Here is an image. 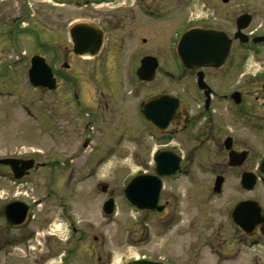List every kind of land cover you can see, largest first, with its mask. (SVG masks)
<instances>
[{
    "label": "flooded vegetation",
    "instance_id": "af4514ba",
    "mask_svg": "<svg viewBox=\"0 0 264 264\" xmlns=\"http://www.w3.org/2000/svg\"><path fill=\"white\" fill-rule=\"evenodd\" d=\"M37 1L40 0H34V2ZM73 1L82 2L79 7L81 18L74 22L61 21L62 26L56 24V28H63L62 32L43 31V36L50 37L49 45H47L44 41L41 44L38 40L41 35L39 30H42V27L39 13L36 14L35 11H38L39 4H35L33 8L29 0H0V10L2 6L5 10L0 11V35L3 42L19 45V40L25 34L32 32L36 40L33 42L38 47L65 51L63 55L48 60L56 80V88L49 91L45 89L38 91L51 95L53 99L54 110L51 111V125L48 126L56 134L50 142L49 160L36 159L40 155L34 154L33 168L26 177L20 180H14L8 165L0 164V218L3 224L7 225L6 231H9L11 227L4 221V206L14 200L24 201L19 196L25 189L24 181L38 169L42 170V174L48 175L49 173L51 176L49 182H53L55 186L60 184L62 178H65V181L69 179L68 183H70L73 177H98L105 163L126 158L127 144H132L133 149L129 154L131 158L143 159L139 147L144 146L147 149L154 135L162 143L159 148L148 151L149 157L152 158L155 150L173 153L180 157L182 171L185 153L180 149L183 142H177L176 138L184 140L186 137L193 142V138L198 139L202 136L199 141L206 142L209 139L207 134L212 133L211 126L208 125L218 124L217 122L223 120L225 122L229 116L233 115V111L241 119H254L253 124L260 126V132L264 136V79H262L264 75H255L257 82L263 81L255 90L248 91L244 89V84L248 81L245 79L246 73L234 72L232 68V54L237 46H244L248 50L249 48H264V40L254 42L255 38L264 36V31L245 32L252 22L251 13L241 12L250 14V21L241 31L246 40L240 42L238 38H234L235 29L232 32L198 21L193 22L191 19L185 21L184 0H55L51 5L65 9ZM229 1L222 2L228 3ZM65 13H67L66 10ZM5 15L12 18L9 19V24H5ZM30 17L33 18L32 27H29L28 23L24 24V20ZM74 23L82 24L80 26L84 29V34L89 37L83 52L87 55L92 54V56H78L73 52L72 38L76 37L77 33L70 31ZM196 27L221 29L231 40V50L221 66L184 68L178 50L179 36L186 29ZM5 38L7 41H4ZM62 57L68 58L70 62H64ZM60 58L66 72L65 75L54 65ZM142 61L146 63L148 70L150 65H154L150 80H143L138 76ZM64 64L67 67H64ZM5 65L7 71L16 78L23 77L24 70L30 66L29 63H20L19 60L7 62ZM140 72L142 73L141 70ZM234 74L240 77L235 84L232 82ZM62 86L65 89H61ZM155 96H159L155 103L159 111L153 114L150 106H147L144 108L145 112H142L140 104ZM57 97L63 100V107L55 113ZM58 117L62 119L63 124L57 122ZM132 125H144V129L139 128L135 131ZM151 125H163L159 128L161 132H157ZM196 125H202V128L195 129ZM62 135H65V138L61 137ZM227 137L231 136L226 134L223 141ZM196 145L198 146L197 143ZM219 148H224L227 156L229 150L245 151L247 155L241 164V166L245 164V168L241 173L253 172L259 177L257 167L264 152L259 155L256 163L252 162L255 155L249 146L233 148L232 137L229 150L225 148L223 142L222 145L219 144ZM195 149H197L196 146L193 148L191 146L190 152L193 153ZM37 153L42 154L39 151ZM9 157L31 158L15 152L0 156V158ZM20 165L21 163H18L16 168ZM218 175L221 174L215 176ZM100 184L101 181L96 182L98 188ZM9 186L16 189L17 197H14V192L10 194ZM103 194H107V198H114L113 190L108 186ZM39 199L34 198L33 201L24 202L34 205ZM160 204L166 210L167 218L170 214V202L163 200V192ZM262 207L264 209V204ZM148 215L154 217L151 213ZM69 219L71 220L69 222L70 231L75 233L80 230V234L75 239L76 249H82L81 246L84 245L86 249L83 250H88L93 255L96 253L94 248L103 247V239L99 240L97 234L86 228L93 227L92 224L88 225L87 221L84 225H80L85 227L81 229L75 226L78 221L70 217ZM25 225L18 227V230L21 231ZM235 229L239 232L236 241L241 247L246 246L247 240L245 239L249 236L237 227ZM50 235L43 239L44 251L41 256L53 249L49 244ZM217 235L216 233L212 237L213 241ZM253 235L256 237L254 239H263L264 226L257 228ZM27 236L29 237L27 241L36 242L33 231L26 236L20 234L21 239ZM9 239L12 241L10 237ZM71 241L72 238L69 235L61 244L67 247ZM4 242L7 244L9 240ZM224 242L226 238L219 243L220 249L224 247ZM36 243L40 244L39 241ZM75 243L72 244L73 247ZM215 253L220 254V251L217 250ZM96 257L99 261L100 257L97 253Z\"/></svg>",
    "mask_w": 264,
    "mask_h": 264
},
{
    "label": "rangeland",
    "instance_id": "374dc122",
    "mask_svg": "<svg viewBox=\"0 0 264 264\" xmlns=\"http://www.w3.org/2000/svg\"><path fill=\"white\" fill-rule=\"evenodd\" d=\"M52 1L55 2V0L37 2L29 0L33 8L35 4H39V9L35 12L39 13L42 27V30H39L41 35L38 39L41 44L44 41L49 45L50 40L49 36H43V31L62 32L63 28H56V24L62 26L61 21L74 22L81 18L79 2L67 5L64 9V7L51 5ZM104 8L107 9V7ZM0 11H5L3 6ZM243 11H248L253 16L245 32L264 31V0H230L228 3H223L221 0H184L185 21L191 19L193 22L198 21L232 32L235 29V17ZM57 13L60 14L57 15ZM9 19L12 18L5 15V24H9ZM26 23L32 27L33 18L24 20L25 25ZM29 34L31 36L25 34L19 40V45L6 44L0 35V156L15 152L34 157L33 154H37L35 151L38 150L42 154H39L40 156L36 159L49 160L50 142L56 134L48 126L51 125V111L54 110L53 99L51 95L42 94L38 92L39 90L33 89L27 83L26 77H13L7 71L5 64L14 60L25 63L33 53L37 54V51L44 53L47 60L57 58L65 51L63 49L53 50L54 56H52L51 50L49 51L47 47H38L33 42L36 41L33 33ZM4 41L7 39L5 38ZM62 59L64 62H70L68 58L62 57ZM232 63L234 72L246 73L245 79L248 81L244 84L245 90H255L263 81L257 82L254 76L264 75V48H249L248 50L244 46H237L232 54ZM54 65L65 75L61 58ZM237 79H240L239 75L234 74L233 84ZM188 81L186 78V82ZM61 89L65 87L62 86ZM55 104H57L56 113L63 107V100L57 97ZM252 116L256 117L255 114ZM253 121L252 118L241 119L233 111V115L229 116L225 122L223 120L217 122L218 124L208 125L211 126L212 133L207 134L209 139L206 142L199 141L202 136L198 139L193 138V142L186 137L184 140L176 138L177 142H183L180 149L185 153V159L179 174L163 179V200L170 202V214L163 220H157L147 212L137 211L130 207L123 196V188L131 177L137 173L152 172L154 164L148 151L159 148L162 143L154 135L147 149L144 146L139 147L143 159L131 158L129 154L133 149L132 144H127L126 158L105 163L98 177L89 176L86 180L83 177H73L70 183H68L69 179L65 181V178H62L60 184L55 186L53 182H48L51 180L49 173L47 176L46 173L42 174L41 169H38L24 181L23 187L29 191L24 197L27 200L41 197L47 192L46 187L54 191L55 198L51 194V198L42 203V206L35 208V218L30 222V227L34 226L52 234L49 244L53 249L41 256V251H44L43 245L32 241L33 250L29 256L31 258L24 257L15 250L16 253L10 258L11 263L9 264H126L140 257H158L169 260L173 264H262L264 239L260 241V245L248 250L241 247L236 241L239 232L230 222V211L234 203L240 199H253L264 204V183L258 181L252 191L247 192L241 189L239 180L245 164L237 168L229 167L225 149L219 148L224 136L230 135L233 148L248 145L255 155L251 161L256 163L259 155L264 152V136L260 132V126L253 124ZM57 122L64 123L59 117ZM143 126L132 125L135 131L139 128L144 129ZM197 128L201 129L202 125H196L195 129ZM65 135L61 137L65 138ZM191 146L192 148L197 147L193 153L190 152ZM216 174L224 177L219 194L212 191ZM98 181L107 184L114 194L115 214L106 218L101 215L100 209L107 194L103 196L100 193V189L96 186ZM9 191L11 194L16 192V189L9 186ZM57 201L67 203L64 214L65 216L71 214L72 219L78 221L77 227L85 228L80 225L88 221V225L92 224L93 227L86 228L97 234L99 240L103 239V247L94 248L100 257L99 261H97L96 253L91 255L88 250L84 251L86 249L84 245L81 246L82 249L79 248L78 251L70 254L66 260L60 257L64 249L72 248V244L67 248L61 244L67 238L68 232L61 222V216L59 217L62 211L57 208L59 204ZM2 222L0 218V228L5 225ZM5 228L7 229V225ZM16 231L13 230V237H17L18 232ZM216 233L218 235L213 241L212 237ZM79 234L80 230L76 235ZM2 237L0 233V238ZM225 238L224 247L220 249L219 243ZM254 238L256 237L253 235L245 241L247 240L251 245ZM74 249L75 247L73 251ZM217 250L220 254H211V251ZM237 255L238 259L232 260ZM2 257H0V264L3 261ZM45 259L48 262H45Z\"/></svg>",
    "mask_w": 264,
    "mask_h": 264
},
{
    "label": "water",
    "instance_id": "95a60500",
    "mask_svg": "<svg viewBox=\"0 0 264 264\" xmlns=\"http://www.w3.org/2000/svg\"><path fill=\"white\" fill-rule=\"evenodd\" d=\"M226 2L227 0H223ZM250 21L249 14H241L235 20L236 32L234 38L239 37L241 42H245L246 37L243 36L241 30L244 29ZM78 31L79 36L73 38L75 53L80 54L85 47V43L89 41V37L84 35L80 27L73 29ZM72 31V32H73ZM264 40V36L257 37L254 42ZM231 48V40L224 31L212 28H191L185 31L179 40V55L182 64L185 68H194L200 66H221L227 59ZM142 71V73L140 72ZM154 65H150L146 69V63L142 64L138 70L139 77L150 80L153 75ZM147 74V75H145ZM28 78L33 86L54 88V80L52 78L50 68L45 64L44 59L39 56H33L31 59V67L28 70ZM200 84H202L199 79ZM159 97H153L148 102H142L140 110L150 106L151 112L156 114L159 109L155 103ZM145 112V111H144ZM157 130L163 125H153ZM227 149L231 146V139L226 138L224 141ZM245 151L236 152L230 150L228 153V164L230 166H239L246 158ZM153 160L155 162L154 174H140L133 177L126 188L124 194L127 200L135 205L139 210L153 212L157 217H162L165 214L163 205L158 202L161 198L162 181L161 176L173 175L180 170V158L173 153L166 151H157L154 153ZM0 163L11 166L14 177L19 179L28 173V170L33 165V160H17V159H1ZM18 163H21L19 168H16ZM259 169L264 174V157L259 163ZM223 178L217 176L214 180L213 191L220 192ZM255 184V176L252 173L244 172L241 176V186L245 190H250ZM105 190V187L102 188ZM102 210L109 215L113 210V200L108 199L103 203ZM29 206L21 201H13L4 207L5 219L11 225H21L25 222L28 216ZM232 220L240 228L248 234H251L254 228L260 223L261 217L264 219V214L258 202L252 200H243L238 202L231 213ZM127 264H170L164 260L152 258L135 259Z\"/></svg>",
    "mask_w": 264,
    "mask_h": 264
}]
</instances>
